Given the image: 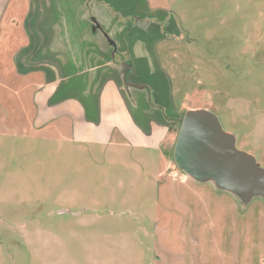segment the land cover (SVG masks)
<instances>
[{"label": "rangeland", "instance_id": "374dc122", "mask_svg": "<svg viewBox=\"0 0 264 264\" xmlns=\"http://www.w3.org/2000/svg\"><path fill=\"white\" fill-rule=\"evenodd\" d=\"M151 1L175 24L155 46L179 116L166 148L83 143L69 118L35 132L0 72V264H264V193L174 154L201 110L264 168V0Z\"/></svg>", "mask_w": 264, "mask_h": 264}, {"label": "crops", "instance_id": "0c3cea01", "mask_svg": "<svg viewBox=\"0 0 264 264\" xmlns=\"http://www.w3.org/2000/svg\"><path fill=\"white\" fill-rule=\"evenodd\" d=\"M174 26L151 0H0V54L12 60L0 72L35 132L60 133L65 125L55 123L69 118L83 143L166 148L179 116L169 121L155 46Z\"/></svg>", "mask_w": 264, "mask_h": 264}, {"label": "water", "instance_id": "95a60500", "mask_svg": "<svg viewBox=\"0 0 264 264\" xmlns=\"http://www.w3.org/2000/svg\"><path fill=\"white\" fill-rule=\"evenodd\" d=\"M128 63L121 66L126 86ZM175 159L201 180L215 177L219 186L233 191L264 193V168L254 158L238 150L231 135L220 130L217 121L201 110L188 111L175 147ZM67 212V211H64Z\"/></svg>", "mask_w": 264, "mask_h": 264}, {"label": "flooded vegetation", "instance_id": "af4514ba", "mask_svg": "<svg viewBox=\"0 0 264 264\" xmlns=\"http://www.w3.org/2000/svg\"><path fill=\"white\" fill-rule=\"evenodd\" d=\"M181 129V128H180ZM179 133H180V131H179ZM179 136V135H178Z\"/></svg>", "mask_w": 264, "mask_h": 264}]
</instances>
